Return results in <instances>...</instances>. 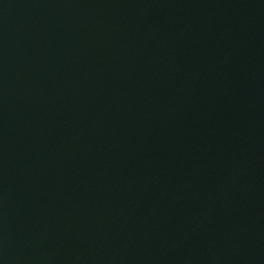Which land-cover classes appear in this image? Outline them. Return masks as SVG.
Instances as JSON below:
<instances>
[{"label": "water", "instance_id": "1", "mask_svg": "<svg viewBox=\"0 0 264 264\" xmlns=\"http://www.w3.org/2000/svg\"><path fill=\"white\" fill-rule=\"evenodd\" d=\"M0 264H264V0H0Z\"/></svg>", "mask_w": 264, "mask_h": 264}]
</instances>
